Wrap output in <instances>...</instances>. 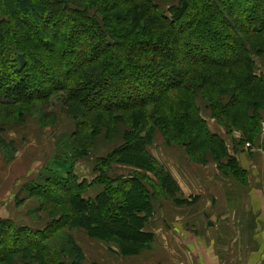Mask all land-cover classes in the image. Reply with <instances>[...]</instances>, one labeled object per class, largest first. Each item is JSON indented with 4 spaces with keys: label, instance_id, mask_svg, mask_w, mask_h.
<instances>
[{
    "label": "trees",
    "instance_id": "obj_1",
    "mask_svg": "<svg viewBox=\"0 0 264 264\" xmlns=\"http://www.w3.org/2000/svg\"><path fill=\"white\" fill-rule=\"evenodd\" d=\"M94 8L103 24L90 16ZM198 95L229 136L241 133L235 150L255 144L264 110V0H179L165 12L154 0H0V108L59 97L67 113L84 119L70 135L76 156L54 159L64 175L46 172L25 187L44 210H60V219L44 231L1 221L0 264H15L18 254L64 264L67 252L57 246L64 228L85 230L124 253L152 248L146 227L154 197L179 193L151 154L157 133L196 164L214 155L226 175L243 182L246 172L211 131ZM118 125L126 129L123 145L95 168L94 182L105 189L86 199L92 183L66 164L86 156L101 134L112 141ZM114 164L143 173L113 177ZM66 242L72 263L84 264L82 248L70 235Z\"/></svg>",
    "mask_w": 264,
    "mask_h": 264
},
{
    "label": "crops",
    "instance_id": "obj_2",
    "mask_svg": "<svg viewBox=\"0 0 264 264\" xmlns=\"http://www.w3.org/2000/svg\"><path fill=\"white\" fill-rule=\"evenodd\" d=\"M261 115L264 123V110ZM208 122L211 131L227 141L230 154L236 157L240 168L246 172L244 181H239L231 174L226 175L214 155L208 154L207 164L198 165L189 159L184 150L166 145L162 136L156 134L155 144L150 148L151 154L170 172L179 193L177 196H164L159 191L154 197L152 218L146 227L154 235L152 248L124 253L112 242L89 236L88 243H95L92 244L95 248L87 251L91 253V263L264 264L263 135L259 134L254 145L248 143L247 146L235 150V140L239 142L241 135L236 132L229 136L217 122ZM118 130L112 141L107 139L105 133L96 139L95 147L86 155L90 160L83 158L73 163V171L79 179L92 183L85 195L86 199H96L105 189L102 183L94 182L98 177L95 173L96 161L123 145L126 129L121 126ZM0 145L9 147L4 140H0ZM0 154L6 155L7 151L0 148ZM10 154L9 162L14 163L13 153ZM49 163V160L43 161L33 171L23 167L24 173L20 172V175L27 177L16 183L15 191H12L14 186H10L0 196V222L10 220L18 227L46 230L52 220H31L30 211L25 210V205L21 206L20 203L33 202L35 198L24 187L28 184V176L35 179L39 176V170ZM131 173L143 171L133 165L123 164H114L111 171L113 177L129 176ZM92 174L94 177L91 178ZM152 193L154 194L153 191ZM17 204L19 207L16 210L13 207ZM72 231V235L76 232L78 235L87 232L78 228ZM84 257V264H88L86 254ZM26 262L36 264L29 260Z\"/></svg>",
    "mask_w": 264,
    "mask_h": 264
},
{
    "label": "rangeland",
    "instance_id": "obj_3",
    "mask_svg": "<svg viewBox=\"0 0 264 264\" xmlns=\"http://www.w3.org/2000/svg\"><path fill=\"white\" fill-rule=\"evenodd\" d=\"M154 1H156V3H158L163 8L164 12L171 5H175L179 2V0ZM89 14L91 17H97L101 24L104 23L103 17L101 16L97 8L89 10ZM57 98L55 97V100L47 104L39 102L35 107H31L30 105L14 106L13 108H0V140H4L7 144H9V147L8 145H0V148H4L7 151L6 155L0 154V196L5 194L10 186H14L12 188V191H15L16 183L27 177L26 175H20V172L24 173V170H22L24 166H26L29 171H33L34 168L38 165H41L43 161L48 162L49 160L51 162L48 164L49 169L44 170V167V169L39 170L38 174L40 177H42V174L49 172L53 173V175L57 177L58 173L64 175L62 172L64 170L61 167L62 165L60 166V164H57V161H55L56 163H54V158L60 159L62 156H64L63 154H69L67 156L70 157L72 155L76 156V154L73 153H77L79 151V145L77 141L75 139H72L70 135L76 130V128L78 127L77 125L81 121H84V119L82 117H79L77 119V117L75 118L72 114L67 113L69 112V108L65 107L62 104V101ZM197 98L198 103L201 106L200 110L202 114L206 116L208 120L217 122L213 116L214 112H212L209 105L204 102L202 98H199V95L197 96ZM225 100L228 101L229 99L225 97L224 101ZM94 118L92 119L93 122H95ZM261 124L262 135L264 129L263 121ZM119 126L121 127L122 125H118L116 127L117 130L120 128ZM86 134H88V131H86ZM158 134L162 136L161 133H157V135ZM9 152L13 153L12 160H15L14 163L12 161L9 162L11 160H9L8 158L11 155ZM86 157L87 156L80 157L79 159L83 160L84 158L86 160H90ZM97 164L98 161H96V165ZM66 167H73V164L69 161L66 164ZM39 176H36L35 179L32 176H28V180L26 182L28 184L25 183L26 185L24 187L34 182L35 180H40ZM92 177H94L93 174L91 175V178ZM31 195L35 198L33 199V202H31V204L20 203L21 206L25 205V210L27 209L28 211H30L29 214H31V220L35 222H46L50 219L52 220L50 223H53L57 219H60V210L56 212V215L54 216L50 212V209L54 207L53 205L46 206V209L44 210L43 201H41V199H39L33 193H31ZM17 207H19V204H17V206H14L13 208L17 210ZM34 207H36L37 209H34ZM72 232V229L64 228L60 230V233L58 234L57 239H59L60 241L57 244V246H59L58 251L60 252L62 248L65 252H67L66 255H61L60 260H62L64 264H73L72 262L74 260V256L72 254L70 255L71 245H67L66 242L67 236L70 235L77 244L81 245L83 253L84 255L86 254V257L88 259V264H95L90 262L91 253L87 252L95 248L92 245L94 242H89L90 244L88 243V237H92V235L88 232H84L79 235L78 232H76L74 233V235H72ZM27 260L28 259H26L23 254H18L14 257L15 264H19L20 261H23L22 263L25 264L30 263L26 262ZM31 263L40 264L36 261H31Z\"/></svg>",
    "mask_w": 264,
    "mask_h": 264
},
{
    "label": "built area",
    "instance_id": "obj_4",
    "mask_svg": "<svg viewBox=\"0 0 264 264\" xmlns=\"http://www.w3.org/2000/svg\"><path fill=\"white\" fill-rule=\"evenodd\" d=\"M262 135H263V138H264V129H263V133H262Z\"/></svg>",
    "mask_w": 264,
    "mask_h": 264
}]
</instances>
